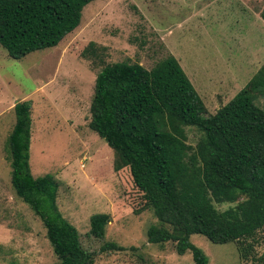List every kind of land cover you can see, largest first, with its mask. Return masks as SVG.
I'll return each mask as SVG.
<instances>
[{
  "label": "rangeland",
  "instance_id": "374dc122",
  "mask_svg": "<svg viewBox=\"0 0 264 264\" xmlns=\"http://www.w3.org/2000/svg\"><path fill=\"white\" fill-rule=\"evenodd\" d=\"M263 5L264 0H94L57 46L19 60L0 47V264H58L40 221L9 184L6 138L19 101L30 103V174L56 180L57 209L81 247L95 252L93 264H193L189 252L177 255L169 242H146L145 230L157 220L150 210L139 211L142 199L127 169L113 170V151L87 126L93 81L101 65L138 63L148 70L171 55L212 114L264 61ZM89 42L101 61L80 57ZM186 135L193 145L192 130ZM94 214L109 217L99 239L88 233ZM254 238L245 261L233 243L212 244L196 234L189 243L207 264H264V231ZM106 243L122 250L100 252Z\"/></svg>",
  "mask_w": 264,
  "mask_h": 264
},
{
  "label": "trees",
  "instance_id": "16d2710c",
  "mask_svg": "<svg viewBox=\"0 0 264 264\" xmlns=\"http://www.w3.org/2000/svg\"><path fill=\"white\" fill-rule=\"evenodd\" d=\"M94 0H0V47L19 60L51 49L78 25L82 8ZM264 22V5L259 11ZM89 42L83 59L100 60ZM101 61V60H100ZM264 61L245 85L209 114L175 58L167 55L146 70L138 63L101 65L89 104L88 129L113 151V170L127 169L156 226L148 244H173L193 264H207L189 243L201 235L212 244L233 243L245 261L264 231ZM6 138L9 184L16 198L40 221L58 264H93L76 230L56 206L57 182L33 178L28 165L30 103L15 102ZM192 130L193 145L186 130ZM226 208L219 209V206ZM138 211V212H139ZM106 214L89 217L88 233L102 238ZM106 243L99 251H120Z\"/></svg>",
  "mask_w": 264,
  "mask_h": 264
}]
</instances>
